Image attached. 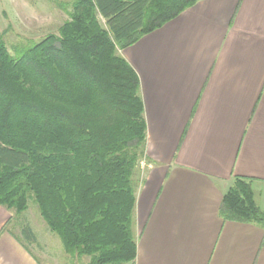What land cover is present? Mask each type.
<instances>
[{"label":"trees","instance_id":"trees-1","mask_svg":"<svg viewBox=\"0 0 264 264\" xmlns=\"http://www.w3.org/2000/svg\"><path fill=\"white\" fill-rule=\"evenodd\" d=\"M197 1L73 0L58 31L17 56L0 33V204L19 214L31 192L76 264L135 259L132 174L146 124L138 76L119 50ZM219 214L264 222L249 179L233 178Z\"/></svg>","mask_w":264,"mask_h":264},{"label":"crops","instance_id":"crops-1","mask_svg":"<svg viewBox=\"0 0 264 264\" xmlns=\"http://www.w3.org/2000/svg\"><path fill=\"white\" fill-rule=\"evenodd\" d=\"M121 54L146 124L127 264H264V222L219 214L234 177L264 212V0H198ZM10 215L0 204V264H44Z\"/></svg>","mask_w":264,"mask_h":264},{"label":"rangeland","instance_id":"rangeland-1","mask_svg":"<svg viewBox=\"0 0 264 264\" xmlns=\"http://www.w3.org/2000/svg\"><path fill=\"white\" fill-rule=\"evenodd\" d=\"M72 1L0 0V33L3 35L8 52L17 56L23 48L37 42L45 35L56 33L59 26L68 19ZM100 20L103 22L102 18ZM144 156L145 154L134 168L132 178L135 181L143 171L141 161ZM10 213L8 228L27 243L34 254L35 251L39 253L44 264H74L73 257L64 252L59 238L48 229L31 192H28L26 209L19 214H14L12 211ZM23 226L30 228L33 237L31 234L30 236L21 234ZM43 252L46 254H42ZM88 261V256H82L77 260V264H86Z\"/></svg>","mask_w":264,"mask_h":264}]
</instances>
